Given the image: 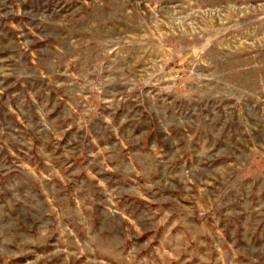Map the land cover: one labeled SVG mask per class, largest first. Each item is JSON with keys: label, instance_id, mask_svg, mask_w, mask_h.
I'll return each mask as SVG.
<instances>
[{"label": "rangeland", "instance_id": "obj_1", "mask_svg": "<svg viewBox=\"0 0 264 264\" xmlns=\"http://www.w3.org/2000/svg\"><path fill=\"white\" fill-rule=\"evenodd\" d=\"M0 264H264V0H0Z\"/></svg>", "mask_w": 264, "mask_h": 264}]
</instances>
